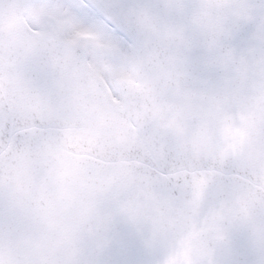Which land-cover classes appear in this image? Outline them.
Wrapping results in <instances>:
<instances>
[{
    "label": "snow or ice",
    "instance_id": "1",
    "mask_svg": "<svg viewBox=\"0 0 264 264\" xmlns=\"http://www.w3.org/2000/svg\"><path fill=\"white\" fill-rule=\"evenodd\" d=\"M0 264H264V0H0Z\"/></svg>",
    "mask_w": 264,
    "mask_h": 264
}]
</instances>
